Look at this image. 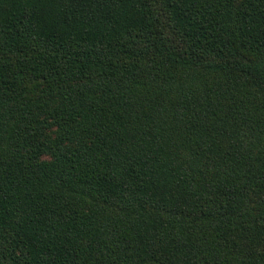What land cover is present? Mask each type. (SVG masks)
<instances>
[{
	"label": "trees",
	"instance_id": "1",
	"mask_svg": "<svg viewBox=\"0 0 264 264\" xmlns=\"http://www.w3.org/2000/svg\"><path fill=\"white\" fill-rule=\"evenodd\" d=\"M0 264H264V0H0Z\"/></svg>",
	"mask_w": 264,
	"mask_h": 264
}]
</instances>
